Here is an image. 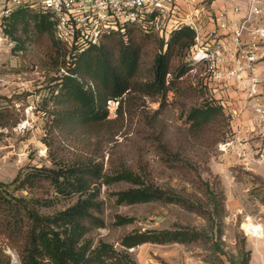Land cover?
<instances>
[{
	"label": "rangeland",
	"instance_id": "374dc122",
	"mask_svg": "<svg viewBox=\"0 0 264 264\" xmlns=\"http://www.w3.org/2000/svg\"><path fill=\"white\" fill-rule=\"evenodd\" d=\"M223 2L217 0L214 7L220 8ZM158 38L143 37L140 67L134 81L151 80L154 58L160 51ZM12 43L11 46L9 42L2 41L0 47V107L10 111L8 125L0 129V183L6 186L11 185L20 171L33 167H56L55 161L74 159L100 147L99 138L90 139L81 129L51 137L49 130L53 115L50 112L55 105L51 100V78L56 75V69L46 56L50 42L45 36L36 37L27 42L23 50H17L13 40ZM116 45L118 42H115V49ZM191 56L192 49L186 58L181 59L190 70L174 81V75L169 74L167 83L170 88L165 96H145L136 89L121 96L124 118L112 123L109 132L101 128L99 160L104 173H110L123 163L137 172L147 168L149 178L160 186L173 187L191 199L201 198L206 202V191L191 182L193 172L182 166L186 161L192 162L203 179L212 185L220 183L216 190L222 189L226 195V212L221 221L224 233L220 240L224 253H216L210 242L147 243L131 250L139 264H163V261L170 264H241L243 255L240 247L244 243L248 251V237L252 236L246 233L244 224L255 226L264 217V179L257 172L244 168L237 152L226 146L235 135L226 112L224 118L210 123L205 130L192 129L187 122V114L192 107L206 102L223 107L205 84L207 66L193 64ZM179 61L175 59L174 64L178 65ZM89 81L93 79L89 78ZM47 102L48 106L45 105ZM44 185L38 193L49 196L54 203L43 211L64 209L76 201V197L57 195L50 182ZM128 186L125 182L105 184L101 179L103 213L100 216L105 224L89 232L95 242L104 239L119 249L121 237L132 230L167 229L175 225L210 233L209 222L204 216L177 204L117 205L114 193ZM9 189L14 196L28 194L14 186H9ZM209 208L213 209L212 206ZM117 214L136 219L128 225L116 226ZM0 251L8 256L10 263L11 253L21 259L20 244L9 239L1 229ZM218 255L223 263L217 262Z\"/></svg>",
	"mask_w": 264,
	"mask_h": 264
},
{
	"label": "trees",
	"instance_id": "16d2710c",
	"mask_svg": "<svg viewBox=\"0 0 264 264\" xmlns=\"http://www.w3.org/2000/svg\"><path fill=\"white\" fill-rule=\"evenodd\" d=\"M55 25L51 15L23 5L6 19L4 31L15 42L17 50H23L26 43L36 37L45 36L50 42L46 56L56 69V75L51 78V100L55 103L50 112L53 115L49 130L51 137L81 129L90 139L99 138L100 147L74 159L55 161L56 167H33L20 171L9 186L26 190L27 195L14 196L9 186L0 183V229L9 239L20 244L21 264H139L131 249L147 243L210 242L216 253H224L220 240L224 233L221 221L226 212V195L222 189L216 190L220 183L212 185L203 179L192 162L186 161L182 166L193 172L191 182L206 191V202L201 198L191 199L173 187L160 186L149 178L147 168L137 172L123 163L110 173H104L99 160L101 128L109 132L112 123L124 118L122 99L114 119L109 118L107 100L121 98L126 91L133 89L154 98L165 96L170 88L167 83L169 74L174 75V81L190 70L181 59L186 58L193 48L196 32L183 26L173 30L165 41L155 34L145 33L138 25H131L74 54L56 38ZM143 37H156L161 45L154 58L151 80L138 83L134 80L140 67ZM115 42H118L116 49ZM175 59L181 63L174 64ZM45 105L48 106V102ZM224 114L221 105L206 102L190 109L187 122L192 129L205 130L210 123L224 118ZM9 116V109L0 107V129L8 125ZM159 143L164 145L161 141ZM101 179L105 184H129L114 193L117 205L150 202L177 204L204 216L209 222L210 233L195 227L175 225L167 229L132 230L121 237L119 249L104 239L95 242L89 232L105 224L100 216L103 213L99 187ZM46 182L54 186L57 195L71 199L76 197V201L64 209L43 211L54 203L49 196L38 193ZM135 219L117 214L114 224L124 226ZM245 246L242 243L240 247L243 255L241 264H248L250 260V251H246ZM217 262L223 263L219 255ZM0 264H10L8 256L2 251ZM163 264L170 263L163 261Z\"/></svg>",
	"mask_w": 264,
	"mask_h": 264
},
{
	"label": "built area",
	"instance_id": "2783aa9c",
	"mask_svg": "<svg viewBox=\"0 0 264 264\" xmlns=\"http://www.w3.org/2000/svg\"><path fill=\"white\" fill-rule=\"evenodd\" d=\"M216 1L0 0V47L2 41L12 46L4 23L23 5L51 15L56 23V38L74 54L131 25H138L145 33L155 34L165 41L173 30L188 26L196 32L192 62L207 66L205 84L223 105L232 126L238 125L246 111H252L255 124L264 132V94L261 91L264 70L260 69L264 59V55H260L264 47V0H223L218 9L214 7ZM232 87L243 95L242 104L227 102L228 96L223 94L216 96L218 91ZM120 105L121 98L107 100L109 117L117 116ZM226 146H234L242 160L252 158L264 163V141L254 149L241 139H232ZM11 256L10 264H21L16 254L11 253Z\"/></svg>",
	"mask_w": 264,
	"mask_h": 264
},
{
	"label": "crops",
	"instance_id": "0c3cea01",
	"mask_svg": "<svg viewBox=\"0 0 264 264\" xmlns=\"http://www.w3.org/2000/svg\"><path fill=\"white\" fill-rule=\"evenodd\" d=\"M260 55H264V47L260 49ZM260 69L264 70V59L260 63ZM261 91L264 94V87ZM222 94L226 97L228 96L226 98L228 99L227 102H231L234 105L244 102L242 99L243 95L236 90L234 91L233 87L230 90L218 91L216 96L221 97ZM234 132L235 135L233 140L241 139L251 149L256 148L264 141V132H261L259 127L255 124L252 111H246L244 113L241 121L234 127ZM232 148L234 149V146ZM239 162H241L244 168L257 172V174L264 179V163H258L252 158H249L247 161L239 158ZM262 207L264 210V205ZM255 226L257 230L253 234L258 235L260 231V235L248 237V250L250 251V260L248 264H264V217H262Z\"/></svg>",
	"mask_w": 264,
	"mask_h": 264
},
{
	"label": "bare ground",
	"instance_id": "6f19581e",
	"mask_svg": "<svg viewBox=\"0 0 264 264\" xmlns=\"http://www.w3.org/2000/svg\"><path fill=\"white\" fill-rule=\"evenodd\" d=\"M244 227L247 230V232H249V233H255L257 230L255 226H253L252 224H248V223L244 224ZM258 235H260V231H259Z\"/></svg>",
	"mask_w": 264,
	"mask_h": 264
}]
</instances>
